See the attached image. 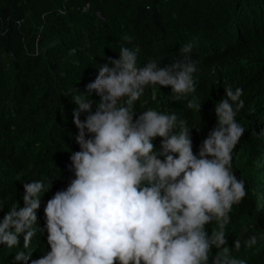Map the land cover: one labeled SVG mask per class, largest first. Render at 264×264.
Wrapping results in <instances>:
<instances>
[{
	"label": "trees",
	"instance_id": "trees-1",
	"mask_svg": "<svg viewBox=\"0 0 264 264\" xmlns=\"http://www.w3.org/2000/svg\"><path fill=\"white\" fill-rule=\"evenodd\" d=\"M193 42L196 92L178 99L171 86H148L134 110L175 112L192 129L198 154L217 126L215 105L224 88L243 89L236 119L245 134L232 168L247 196L233 206L226 235L229 247L237 236L256 235L255 246L233 248L232 256L264 264V0H0V219L12 204L24 207L23 183L44 180L52 187L41 198L37 227L45 226L47 200L74 179L70 155L80 150L71 96L75 89L86 93L99 66L119 59L121 45L139 49V67L149 60L167 67ZM193 96L200 112L187 107ZM90 98L94 112L100 97ZM160 142L154 141L157 148ZM23 245L21 234L17 247L0 246V264H24L14 259L20 250L31 251L33 259L50 251L46 231L37 232L30 249Z\"/></svg>",
	"mask_w": 264,
	"mask_h": 264
},
{
	"label": "clouds",
	"instance_id": "clouds-1",
	"mask_svg": "<svg viewBox=\"0 0 264 264\" xmlns=\"http://www.w3.org/2000/svg\"><path fill=\"white\" fill-rule=\"evenodd\" d=\"M122 39L131 42L127 35ZM193 47L194 42L183 45L182 57L167 67L156 60L139 67V49L121 45L119 59L99 66L86 93L75 89L71 99L77 105L73 122L80 150L70 155L74 179L47 200L43 228L37 227V210L52 187L44 180L23 183L24 207L12 204L0 219V246L9 249L19 245L21 234L24 249H30L37 232L47 233L50 251L33 259L31 251L20 250L16 262L248 264L232 256V249L252 248L258 237L237 236L229 247L226 235L233 206L247 196L245 181L232 168L234 149L245 134L236 119L244 108L243 89L224 88L215 105L217 126L198 154L192 129L175 112L134 110L148 86H171L178 99L196 92L199 60L191 56ZM92 93L100 97L94 112ZM201 106L196 96L187 103L198 112ZM82 113H87L83 121ZM213 223L209 232L206 226Z\"/></svg>",
	"mask_w": 264,
	"mask_h": 264
}]
</instances>
